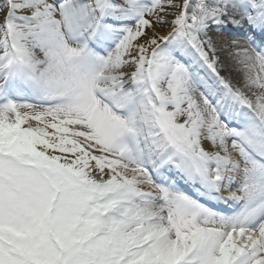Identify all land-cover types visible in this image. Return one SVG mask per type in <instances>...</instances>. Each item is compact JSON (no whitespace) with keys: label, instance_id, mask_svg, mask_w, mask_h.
Returning <instances> with one entry per match:
<instances>
[{"label":"snow or ice","instance_id":"6c2138e0","mask_svg":"<svg viewBox=\"0 0 264 264\" xmlns=\"http://www.w3.org/2000/svg\"><path fill=\"white\" fill-rule=\"evenodd\" d=\"M0 264H264V0H0Z\"/></svg>","mask_w":264,"mask_h":264},{"label":"bare ground","instance_id":"6f19581e","mask_svg":"<svg viewBox=\"0 0 264 264\" xmlns=\"http://www.w3.org/2000/svg\"><path fill=\"white\" fill-rule=\"evenodd\" d=\"M166 31H167V30H166ZM166 31H165V32H166ZM165 32H164V33H165ZM164 33H162V34H164ZM217 55L220 56L222 64L225 65V67L223 68L222 72H224V73H228V74H229L230 69H229V67L227 66V65H228V54H227V51H218Z\"/></svg>","mask_w":264,"mask_h":264},{"label":"rangeland","instance_id":"374dc122","mask_svg":"<svg viewBox=\"0 0 264 264\" xmlns=\"http://www.w3.org/2000/svg\"><path fill=\"white\" fill-rule=\"evenodd\" d=\"M167 30V27L165 26L164 28H158L157 31H159L161 34L164 33ZM228 40H231L229 37L227 38ZM222 75L228 76V73L221 72ZM235 81L237 79L235 76L232 77Z\"/></svg>","mask_w":264,"mask_h":264}]
</instances>
